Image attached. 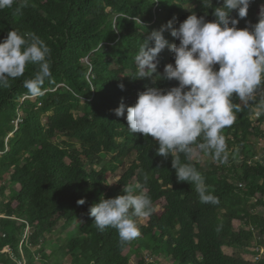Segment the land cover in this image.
<instances>
[{"label":"trees","instance_id":"16d2710c","mask_svg":"<svg viewBox=\"0 0 264 264\" xmlns=\"http://www.w3.org/2000/svg\"><path fill=\"white\" fill-rule=\"evenodd\" d=\"M222 4L213 0V8ZM16 7L0 10V41L11 30L34 33L51 49V76L37 103L22 100L30 96L23 81L35 76L38 64H29L22 77L0 87V264H19L8 248L26 264H49V255L39 263L37 254L62 222L79 230L62 249L67 264H130L129 250L140 256L138 264H158L149 262L145 251L166 257L169 264H264V215L257 212L264 205V89L246 104L234 98L240 110L223 130L227 164L202 165L197 155L188 160L181 154V163L192 164L219 198L216 205L201 203L194 184L177 181L173 157L158 155L151 136L131 133L126 112L121 117L114 112L121 102L134 105L147 87L178 85L135 78L134 57L144 38L169 20L178 27L193 12L212 21L213 8H205L202 0H29L19 13ZM262 7L264 0H252L237 27L257 23ZM163 35L179 44L170 30ZM157 60L162 74L166 64L174 63V53L166 47ZM257 113L260 124L253 118ZM104 154L113 157L104 163ZM130 154L135 160L110 184L118 162ZM137 182L154 211L139 227L141 235L122 244L116 229L96 228L89 209L102 196L114 198ZM81 198L83 205L77 204ZM257 237L260 249L255 250ZM224 247L248 254L228 255Z\"/></svg>","mask_w":264,"mask_h":264},{"label":"clouds","instance_id":"9594fccd","mask_svg":"<svg viewBox=\"0 0 264 264\" xmlns=\"http://www.w3.org/2000/svg\"><path fill=\"white\" fill-rule=\"evenodd\" d=\"M202 3L205 8H213V0ZM251 3L252 0H223L222 6L213 8L212 21L193 12L178 27H173V20H169L151 31L134 57L135 78L153 77L154 82L176 80L178 85L167 90L147 87L138 93L134 105L121 102L114 109L117 117L126 112L131 133L151 136L158 143V155L165 159L173 157L177 181L194 184L204 204L216 205L220 201L208 191L203 175L192 164H182L180 157L183 154L191 160L204 152L227 164L229 150L223 130L235 123L240 110L234 98L246 104L264 89V7L257 23L237 27L239 19L247 17ZM14 4L19 13L29 6V0H0V10ZM233 11L237 16L231 15ZM166 29L179 44L165 39ZM166 47L174 53V63L166 64L161 74L157 57ZM50 56L51 49L34 33L11 30L0 41V87H9V81L22 77L29 64H38L39 71L33 78L25 79L23 86L31 97L45 95L43 85L51 76ZM119 86L124 88L123 84ZM147 179L145 176V183ZM84 203L83 198L77 200L79 205ZM153 211L151 197L137 182L124 186L123 194L114 198L102 196L90 207L89 215L94 217L100 232L109 227L116 229L124 244L141 235L136 218L147 217Z\"/></svg>","mask_w":264,"mask_h":264},{"label":"rangeland","instance_id":"374dc122","mask_svg":"<svg viewBox=\"0 0 264 264\" xmlns=\"http://www.w3.org/2000/svg\"><path fill=\"white\" fill-rule=\"evenodd\" d=\"M26 99L31 100L33 103H37L39 97L26 96L22 101H25ZM257 112H260V111L258 110ZM20 113H22V112H20ZM260 116H261L260 113H257L254 115L253 118H254V121L256 124H260L259 123V122H261L259 119ZM41 119L45 123L46 122V115L41 116ZM262 127L264 128V123H262ZM262 146L263 145L261 144L260 148ZM112 157H113L112 154H109V155L104 154V163L109 162L112 159ZM197 158L202 163V165L214 162V159L204 152H200L199 155H197ZM134 160H135V155L130 154V155L126 156L122 161L118 162L119 167L116 170V173L111 178L110 184H115L124 175V173L126 172V170L129 168V166L131 165V163ZM8 192H9V190H8ZM0 200H1V198H0ZM257 212L260 215H264V205H260L257 208ZM136 221H137L138 226L140 227V226L146 224L147 219H146V217H140ZM78 231L79 230L77 227H74L72 229L66 228V225L64 224V222L59 224L56 227L55 231L52 234L48 235V240L46 241V243L43 245V247L41 249H40V246L37 248H34L35 251H39V249L43 251L42 253L37 254V261L39 263H42L43 262L42 260L44 258V254H47V255H49V258L47 259L48 260L47 262H49V264H67V260L65 261L63 259L62 249H65L68 246L69 241L72 237H75L76 235H78V233H79ZM25 235H26V233H25ZM25 235H24V237H25ZM24 237H23V239H24ZM30 237H31V231L27 235V238L23 241L29 242ZM259 246H260L259 245V238L257 237L254 239L253 247L255 248V250H258V249H260ZM253 247H250L247 249L253 253V250H252ZM224 250H225V253L228 255L238 256V255H241V253L248 254V253H245L246 252L245 250L240 249V248H236V247H224ZM127 252L130 254V257H131V263L130 264H138V262L140 261V256H138V254L134 250H129ZM12 255L15 256V258H16V255H14L13 252H12ZM253 255H255L256 259L258 258L257 254L253 253ZM143 256L149 262H158V264H169V260L166 257L153 256L148 251H145ZM16 260L19 261V263L22 262L23 264H26L25 260H19L18 258H16Z\"/></svg>","mask_w":264,"mask_h":264},{"label":"built area","instance_id":"2783aa9c","mask_svg":"<svg viewBox=\"0 0 264 264\" xmlns=\"http://www.w3.org/2000/svg\"><path fill=\"white\" fill-rule=\"evenodd\" d=\"M20 121H21L20 118L16 121V127H18V124H19ZM29 230H30V229L28 228L27 231H26V235H25V237H24V240L27 238V235L30 233ZM6 252L9 253V254H11V257H12L13 259L16 260L15 256L12 255V250H11V248H8V249L6 250ZM25 263H26V262H25ZM19 264H23V263L20 262Z\"/></svg>","mask_w":264,"mask_h":264}]
</instances>
